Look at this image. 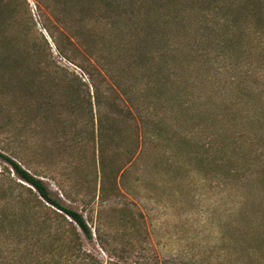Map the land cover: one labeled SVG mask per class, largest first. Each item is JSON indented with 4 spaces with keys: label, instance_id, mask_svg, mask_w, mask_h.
I'll return each instance as SVG.
<instances>
[{
    "label": "rangeland",
    "instance_id": "374dc122",
    "mask_svg": "<svg viewBox=\"0 0 264 264\" xmlns=\"http://www.w3.org/2000/svg\"><path fill=\"white\" fill-rule=\"evenodd\" d=\"M70 1L79 7L64 18L70 24L67 27L74 25L81 43L75 48L69 44L67 29L52 11L55 0L44 11L66 56L59 54L39 20L37 28L48 44L41 36L38 40L58 69L78 76L92 97L97 90L111 92L130 106L150 99V94L139 91L153 72L147 74L151 65L145 63V53L161 50L181 27L189 31L183 20L196 23L201 19L194 13L185 18L181 12V24L174 21L162 33L163 14L174 11L176 4L180 9L192 5L178 1L165 6L161 15L146 5L151 0ZM30 2L36 17V6ZM234 2H229L232 8ZM110 5L120 6L117 13L108 11ZM22 27L16 20L10 34L21 46L33 40L23 35ZM32 36L37 39L35 33ZM254 47L253 57L241 61L244 68L240 70L234 69L239 60L232 57L168 72L174 80L178 74L186 79L185 84L173 87L174 93L196 97L193 120L184 126L171 127L177 104L172 110L163 99L164 107L160 103L156 109L170 125L169 133L177 130L201 143L208 142V136L221 126L215 120L223 114L220 109L226 110L225 119L230 122L224 129L226 137L232 138L230 145L241 137L240 130H249L246 137L232 143L222 169L208 161L196 163V148L181 150L152 138L144 142L141 128L134 127L127 128L134 140L131 152L121 157L126 147H111L103 172L98 161L92 160L94 154L98 157L97 150L79 144L93 128L97 130L91 113L70 115L54 108L50 94L57 86L52 69L43 67L40 76L29 55L22 52L16 56L28 57V61L21 68L0 65V153L44 180L54 198L84 215L93 231L91 242L83 238L84 248L103 264L113 261L115 257L109 256L120 250L125 251L120 263L177 259L196 264H264V113L259 111L264 107V51L257 42ZM6 51L0 39V57ZM252 137L254 143L249 142ZM37 195L0 156V264H22L24 258L34 264H54L52 260L59 259L57 246L65 244L68 228L61 216L66 215Z\"/></svg>",
    "mask_w": 264,
    "mask_h": 264
},
{
    "label": "trees",
    "instance_id": "16d2710c",
    "mask_svg": "<svg viewBox=\"0 0 264 264\" xmlns=\"http://www.w3.org/2000/svg\"><path fill=\"white\" fill-rule=\"evenodd\" d=\"M49 1L52 0H33L37 12V16L35 17L31 10L30 0H0V39L5 42V48L8 50L5 56L0 57V65L5 63L6 66L14 67V70H17L28 61V57L16 56L17 54L21 55L24 53L25 55H29V60L32 61L31 66L39 72L40 76L43 67L47 66L52 69L51 77L57 86V90L50 94V98L54 101L52 104H55L52 106L54 108H61L59 112L64 111L67 113L68 111L70 115L77 111L91 113L93 123L96 121L98 124L97 133L93 128L92 132H88V136L81 139L79 143L82 147L83 145H85V147L91 145L97 150L98 157H96L95 154L93 155V163L98 161L100 169L105 172L107 162H110L111 154L109 151L111 147L120 146L121 149L126 147L125 150H122L120 156L124 157L128 155V153L131 152V150L128 149L132 147L134 140L129 136L127 128L131 129L137 127L138 129L141 128V136H143L144 142L152 138L174 144L181 150L196 148L197 151L194 153L196 163L204 165L205 162L208 161L210 165H215L218 169H222L226 166L228 149H231V145L243 139V135L246 137V135L250 133L247 129L240 130L242 134L239 133V135L241 134V137H235L232 142L233 144L231 143L230 145L228 141L230 139L232 140V138L228 139L224 131L225 127H228L230 124L229 120L225 119L227 115V112H225L226 110L220 109V111L223 112L222 116H215V120L218 121L221 126L208 136V142L201 143L194 140L189 134L183 136V134L178 133L177 130L175 133H169L171 132L170 125L165 121V118H161V112H157L156 109L160 103L162 104L159 107H164L165 104L164 101H162L163 99L167 100L168 106L172 110L176 109L175 105L177 104L179 110L176 113V122L171 127L177 128L182 125L184 126L185 123L193 120L192 108L194 107L193 104L195 103L196 97L182 95L179 92L174 93V90H172L173 87L179 83L185 84L186 79L181 80V76L178 74L177 80L176 77L174 80L168 72H176L178 69L187 66H195L203 62L211 63L213 60L215 62L221 59L229 60L232 57H236L239 60V63L234 62L236 66L234 69H243L244 67L243 65L241 66L240 63L241 61H245V59H249L251 56L253 57L254 49H256L254 47L255 42L258 43V47L260 45L262 46L261 50L263 54L264 0H239V2L237 0V2H234L235 5L233 8L231 4H229L232 0L148 1L146 5L151 10L159 12L160 14L165 6L172 5L178 1L184 5H192L185 9H180L176 4L174 11L168 14H161L163 18L161 20L164 22L165 26L162 33L167 29L169 30V27L173 24L172 22H179V15L181 12L184 13L183 16L185 18H187L190 13H194L198 14V18L201 17V19L196 23L185 22V20H183L184 26L191 27L189 31L187 30L188 32L181 27L178 30L180 33L174 34V37L171 36L167 38L166 44L161 50L145 53V63L151 65V71L147 70V74L153 72L151 75L149 74L146 76V79L149 80L144 83V86L139 88V91L141 93L150 94L147 95L150 99L143 103L137 101L133 104L131 102V106L122 104V100L118 99L117 96L111 92H101L97 90L94 93V97H92L89 88L88 90L82 88L86 86V83L78 76L74 74L71 75L68 72L58 69L56 62L52 59V54H48L45 45L38 40L39 36H41L45 43L48 44L43 32L47 33L54 42L59 54L62 56L65 55L54 29L47 24L48 19L45 15L44 6L49 7V5H47ZM55 2L56 6L52 8V11L56 13V15H54L56 16L57 22L67 29V33H69V35H67L69 44L75 48L77 44L81 43L80 36L75 33L73 28L74 25H71L70 28L67 27L69 23L64 16L76 13V8L79 6L75 5L70 0H55ZM119 8L120 6L114 7V5H110L108 6V11H116L117 13ZM234 8H237L236 11L233 10ZM57 13L62 15V17H59ZM16 20L23 26L21 29L23 35L25 37L31 35L30 38L33 39L31 43L21 46L12 40L10 34L12 33L11 30ZM38 20L42 24L43 32L37 28ZM111 23L115 26L116 22L111 21L109 24ZM179 23L181 24V22ZM32 33L36 34L37 39L33 38ZM152 40H156L155 36H153ZM170 40L178 42L173 43ZM174 44L176 45L174 46ZM14 64L17 65L13 66ZM153 64L157 65V69H154ZM29 81L32 82L31 79H29ZM47 103H51V100L48 99ZM259 111L264 113V107L262 109L259 108ZM209 118L210 117H206L204 120L208 121ZM256 122H261V120ZM262 122L264 123V120H262ZM128 137L131 140L130 144L129 141H127ZM254 141L255 137L249 139L250 143H254ZM0 156L11 164L19 179L29 184L37 192V199L40 197L49 205L63 212L71 220L69 221L66 219V216H61L67 223L68 228L66 230L65 244L57 246L59 250L58 253L61 252V254L57 255L59 259L55 258V260H52L53 263L103 264L98 256L84 248L83 238L90 242L93 240V231L88 225L84 215L79 211L65 206L60 198H54L44 180L36 175H32L19 162L1 153ZM232 171L230 170V172ZM1 221L3 222V220ZM10 229H12V226H10ZM36 241L43 240L38 238ZM1 248L2 246H0V249ZM124 254L125 251H115L113 256L109 257L112 259L115 257L116 260L114 259L109 264H149L139 261L127 263L125 262L126 260L120 263L119 261L123 259ZM53 255L54 252L52 251V256ZM21 263L34 264L29 261L28 258L21 260ZM155 264L196 263L171 259L166 262L158 261Z\"/></svg>",
    "mask_w": 264,
    "mask_h": 264
}]
</instances>
